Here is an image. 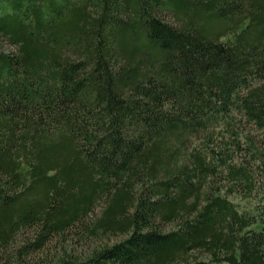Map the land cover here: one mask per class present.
I'll list each match as a JSON object with an SVG mask.
<instances>
[{"label":"trees","instance_id":"1","mask_svg":"<svg viewBox=\"0 0 264 264\" xmlns=\"http://www.w3.org/2000/svg\"><path fill=\"white\" fill-rule=\"evenodd\" d=\"M68 233L119 239L48 264H264V0H0V248Z\"/></svg>","mask_w":264,"mask_h":264},{"label":"rangeland","instance_id":"2","mask_svg":"<svg viewBox=\"0 0 264 264\" xmlns=\"http://www.w3.org/2000/svg\"><path fill=\"white\" fill-rule=\"evenodd\" d=\"M13 47L5 46L6 50H11ZM231 200L235 202H240L237 196L230 197ZM103 206L100 204L95 207L92 218H98ZM119 239V236L109 235L102 238H89L80 239L74 236L72 233L65 234L62 237L54 239L50 244H48L42 251L33 254L27 260V264H48L57 261L61 256L65 255L64 252L71 254L72 256H77L83 258L87 255L93 248L99 247L105 243H112ZM12 248L9 247L6 250L0 248V264H22L20 261L16 263L12 255Z\"/></svg>","mask_w":264,"mask_h":264}]
</instances>
